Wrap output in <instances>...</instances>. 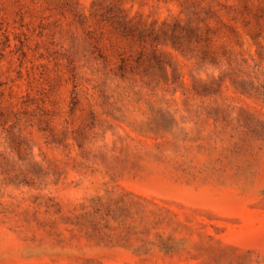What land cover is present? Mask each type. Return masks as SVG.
<instances>
[{"label":"rangeland","instance_id":"rangeland-1","mask_svg":"<svg viewBox=\"0 0 264 264\" xmlns=\"http://www.w3.org/2000/svg\"><path fill=\"white\" fill-rule=\"evenodd\" d=\"M0 264H264V0H0Z\"/></svg>","mask_w":264,"mask_h":264}]
</instances>
